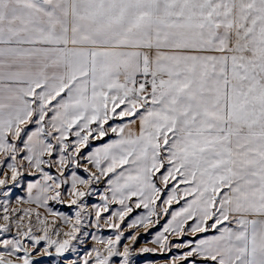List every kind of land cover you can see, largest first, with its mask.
Instances as JSON below:
<instances>
[{"label": "snow or ice", "instance_id": "6c2138e0", "mask_svg": "<svg viewBox=\"0 0 264 264\" xmlns=\"http://www.w3.org/2000/svg\"><path fill=\"white\" fill-rule=\"evenodd\" d=\"M0 264H264V0H0Z\"/></svg>", "mask_w": 264, "mask_h": 264}, {"label": "rangeland", "instance_id": "374dc122", "mask_svg": "<svg viewBox=\"0 0 264 264\" xmlns=\"http://www.w3.org/2000/svg\"><path fill=\"white\" fill-rule=\"evenodd\" d=\"M105 234L107 235L108 233H107V232H105Z\"/></svg>", "mask_w": 264, "mask_h": 264}]
</instances>
